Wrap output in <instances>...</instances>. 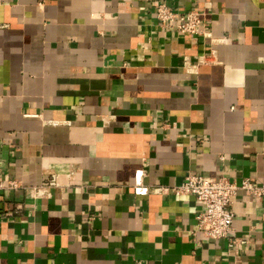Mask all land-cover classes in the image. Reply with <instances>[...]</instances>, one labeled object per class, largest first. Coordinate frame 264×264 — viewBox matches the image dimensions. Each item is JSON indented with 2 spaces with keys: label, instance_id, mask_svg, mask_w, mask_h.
I'll return each mask as SVG.
<instances>
[{
  "label": "crops",
  "instance_id": "0c3cea01",
  "mask_svg": "<svg viewBox=\"0 0 264 264\" xmlns=\"http://www.w3.org/2000/svg\"><path fill=\"white\" fill-rule=\"evenodd\" d=\"M156 1L0 0V264H264V197L213 240L168 191L264 185V0Z\"/></svg>",
  "mask_w": 264,
  "mask_h": 264
},
{
  "label": "built area",
  "instance_id": "2783aa9c",
  "mask_svg": "<svg viewBox=\"0 0 264 264\" xmlns=\"http://www.w3.org/2000/svg\"><path fill=\"white\" fill-rule=\"evenodd\" d=\"M153 9L158 24L164 29L174 28L178 33L190 35L207 34L197 11H175L165 0L156 1ZM17 188L19 184L15 180H4L0 176V191ZM239 190L246 195L264 197V185H256L249 178L237 183L222 174L213 177L187 172L180 184L168 189L176 196L192 195L204 206V210L196 216L197 228L204 237L213 240L227 237L232 230L234 220L232 204ZM12 209L16 213L19 212L17 207Z\"/></svg>",
  "mask_w": 264,
  "mask_h": 264
}]
</instances>
